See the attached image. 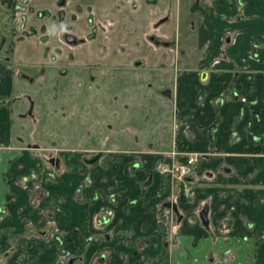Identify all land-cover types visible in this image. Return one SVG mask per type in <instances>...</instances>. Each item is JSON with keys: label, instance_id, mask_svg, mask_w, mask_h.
<instances>
[{"label": "crops", "instance_id": "obj_1", "mask_svg": "<svg viewBox=\"0 0 264 264\" xmlns=\"http://www.w3.org/2000/svg\"><path fill=\"white\" fill-rule=\"evenodd\" d=\"M40 1L32 36L0 61V100L11 102L0 106V264H56L49 228L87 264L100 251L107 264H264V0ZM61 31L82 41L64 44ZM51 151L63 153L57 182L31 179L52 171ZM191 153L180 199L160 168ZM172 192L167 235L157 213ZM101 208L112 219L85 248Z\"/></svg>", "mask_w": 264, "mask_h": 264}, {"label": "flooded vegetation", "instance_id": "obj_2", "mask_svg": "<svg viewBox=\"0 0 264 264\" xmlns=\"http://www.w3.org/2000/svg\"><path fill=\"white\" fill-rule=\"evenodd\" d=\"M44 0H41L40 2L42 3ZM65 3V0H58L57 4L60 7H63ZM7 12H9V18L8 20L4 19V11L5 10ZM28 12H33L34 13V8L30 5V0H0V61H10L11 55L13 54V42L14 39H19L23 36H32V30H29L28 28H26L27 25V14ZM47 15V11L45 10H40L37 11L35 13V16L37 19H42ZM59 19L62 20V16H59ZM10 28H12V38L11 39H6V37L4 36V33L8 30H10ZM70 36L75 40V43H68L67 39L65 38L66 36ZM59 38L61 40L62 43L70 45V46H75L77 44H79L81 41L80 39L76 38L74 35H72L71 33L67 32V31H61L59 33ZM43 40V38H41ZM257 48H258V44H255V46L253 47L252 51H251V56L253 58H258V52H257ZM63 73L66 70H62ZM22 78L26 79L29 83H33L34 79L30 78L28 76L25 75H21ZM203 96V93L200 92V99ZM221 102V101H220ZM0 106H5V107H11V102L5 101V100H0ZM96 158L95 162H91L93 159ZM101 158L100 155H95L93 157L90 158V160H87L88 162L92 163V164H96L99 162V159ZM200 158L199 154H195V153H191L189 158H187L185 160V162L178 164V166L175 168L170 167V168H160V171L162 172L163 175L167 176L169 179L171 178L173 180V182L178 186V193L177 196L181 199L182 197H185L186 199H188L187 197L189 196V191L185 190L184 185H186L188 183V181L191 180V178L193 177V172L194 169L196 167V164L198 162ZM188 160H193L192 164L189 165V172L187 174L181 175L180 173V169L179 167L182 165L187 164ZM52 164H54L55 167H57L60 162L57 159H52L51 162ZM58 169V168H57ZM58 173V172H57ZM54 171L51 172H44L43 174H33L31 176L32 178H41V181L43 183H48V184H53V181L57 182L56 179L58 178V174ZM85 181L89 184L91 183L89 178H86ZM25 182V181H24ZM77 195L80 194V190L76 191ZM35 196L38 197V199L36 200ZM33 200L31 202L32 206H36L39 205L42 200L44 199V194L43 192H41L40 190H36L34 192L33 195ZM111 197V196H109ZM107 198V200H110V198ZM100 198V196L95 195L92 199H91V203H94V200H98ZM175 199H173V201L171 202L170 200H167L164 204H161V206L158 209V217L157 219L159 220V226H158V230L170 235V227L167 225V219L168 216L170 218L173 217V215H175ZM167 211V212H166ZM61 212V208L59 206H54V209L48 212V218L49 219H53V215L58 214ZM166 212V213H164ZM1 216H3V213H1ZM165 217L161 220V217ZM112 219V212L109 209L106 208H101V211L99 213V215H97L95 218H93V226L94 229H96L97 233L96 234H91L89 236L85 237L84 240V246L85 248L88 247L90 244L96 242L97 237H99L100 234V230L104 229L109 223L110 220ZM164 220V221H163ZM223 228L226 230L227 229V225L224 224ZM49 231H53L52 233V238L54 240V244L55 246H57L56 250H57V261L56 264H87L84 261V257H82V255L78 254L80 252V249L75 252L73 250L72 247L75 246L76 241L75 239H71V240H67L65 235H63L62 237L59 236V234L57 233V231H55L53 228H49V229H45V231L41 232L44 236L49 235ZM74 233H78L80 234V227H75L73 230ZM51 238V236H50ZM170 241L169 243L173 244V237L169 238ZM101 253V257L99 260L104 261V256H105V251L103 252H98L97 254ZM104 254V255H103ZM142 261V260H141ZM139 262V264H146L142 262ZM108 262V261H107ZM126 261L124 260L125 264Z\"/></svg>", "mask_w": 264, "mask_h": 264}, {"label": "rangeland", "instance_id": "obj_3", "mask_svg": "<svg viewBox=\"0 0 264 264\" xmlns=\"http://www.w3.org/2000/svg\"><path fill=\"white\" fill-rule=\"evenodd\" d=\"M5 10V9H4ZM8 18H9V12H7L6 10L4 11V19L5 20H8ZM13 30H12V28H10V30H8V31H6L5 33H4V36L6 37V39H11L12 38V32ZM65 115L66 114H61V113H59V115L57 116H55L54 117V120H59V117L60 118H64V119H66V117H65ZM56 130H54V132H55ZM51 135H54V136H58V132L56 131V133H54V134H51ZM55 138V137H54ZM43 154H46L45 155V157L44 158H46V163H49L48 161H49V159L50 158H52V159H56V158H59L60 159V157H61V154H63V153H61V152H58V151H51V152H42ZM173 155H174V157L177 155V154H175V153H172ZM91 155H93V156H95V155H100V154H96V153H91ZM90 158L91 157H88V158H86V161L87 160H90ZM105 162L104 161H102V164H104ZM181 165V164H180ZM178 166V164H176V165H174V167L176 168ZM52 167V168H51ZM50 169H52V171H54V172H58V173H60L61 171L59 170V169H57V167H55L54 166V164H51V166H50ZM49 172H51V171H49ZM57 173V174H58ZM193 175H194V172H193ZM32 179H35V178H32ZM38 182H40L41 181V178H38V179H36ZM56 181H57V179H56ZM53 183H55V181H53ZM184 188H185V190H189V189H187V187H186V185H184ZM190 192V191H189ZM189 196H191V192L189 193ZM169 197V199H167V200H170L171 202L173 201V199H175V197H177V196H175V193L174 192H172V194L170 193V195L168 196ZM34 198V197H33ZM35 198H36V200L38 199V197L37 196H35ZM188 199L190 198V197H187ZM175 201V200H174ZM173 220H174V215H173ZM169 221H171L170 219H169ZM172 222V221H171ZM175 222V221H174ZM170 231V230H169ZM53 231H49V235H48V239L46 240L47 241V243L49 244V245H54L55 246V242H54V240H53V238H52V234H54V233H52ZM50 236H51V238H50ZM59 236H63V235H59ZM11 243H13V241L11 240V239H7V241H6V246H5V248H7L8 247V245H10ZM1 245V244H0ZM57 247V246H56ZM30 248V246H28V249ZM8 250V249H7ZM10 250V249H9ZM10 251H13L12 249L10 250ZM105 256L103 257L104 258V261H103V259L102 260H99L100 259V257L102 256L101 255V253L100 254H96L92 259H91V261L89 262V264H107V261H108V258H109V256H108V253L105 251ZM103 254V255H104ZM2 261H3V257L1 256L0 257V262L2 263Z\"/></svg>", "mask_w": 264, "mask_h": 264}, {"label": "water", "instance_id": "obj_4", "mask_svg": "<svg viewBox=\"0 0 264 264\" xmlns=\"http://www.w3.org/2000/svg\"><path fill=\"white\" fill-rule=\"evenodd\" d=\"M65 38L67 39L68 43H75V40L72 37L67 35ZM95 161H96V158L93 159L91 162H95ZM200 219L204 225L207 224V208H204L202 210V212L200 213ZM41 234H43V233H41Z\"/></svg>", "mask_w": 264, "mask_h": 264}, {"label": "built area", "instance_id": "obj_5", "mask_svg": "<svg viewBox=\"0 0 264 264\" xmlns=\"http://www.w3.org/2000/svg\"><path fill=\"white\" fill-rule=\"evenodd\" d=\"M193 160H188L187 164L179 167L181 175L187 174L189 172V165H191Z\"/></svg>", "mask_w": 264, "mask_h": 264}]
</instances>
